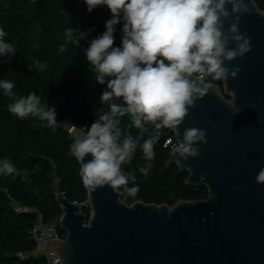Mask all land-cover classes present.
<instances>
[{
	"label": "water",
	"instance_id": "1",
	"mask_svg": "<svg viewBox=\"0 0 264 264\" xmlns=\"http://www.w3.org/2000/svg\"><path fill=\"white\" fill-rule=\"evenodd\" d=\"M245 2L250 11L239 29L251 51L224 65L241 71L223 80L224 90L205 80L210 90L173 129L180 141L186 128L207 129L199 156L178 163L171 152L169 162L189 171L187 183L206 185L208 196L129 204L121 187L105 185L88 189V215L58 188L66 236L48 246L64 264H264V184L256 182L264 169V10Z\"/></svg>",
	"mask_w": 264,
	"mask_h": 264
},
{
	"label": "clouds",
	"instance_id": "2",
	"mask_svg": "<svg viewBox=\"0 0 264 264\" xmlns=\"http://www.w3.org/2000/svg\"><path fill=\"white\" fill-rule=\"evenodd\" d=\"M91 13L101 5L107 6L111 19L105 23V32L91 40L85 56L95 69V80L106 89L100 96L101 103H108L109 111L100 115L86 134L70 145L69 154L79 162V176L89 190L108 185L113 189L123 186L128 196L135 197L139 186L127 187L128 176L122 165L129 163L137 148L145 161L155 158L154 146L162 129H177L189 114V107L202 99L214 81L235 78L239 66L225 67V61L243 57L251 51V40L241 34V16L250 9L245 0H83ZM228 5L231 10H228ZM123 20L121 45L113 47L116 25ZM229 27L225 30L224 23ZM94 29H90L92 31ZM86 33L71 27L64 30L65 43L58 52L67 50L71 42L79 41L74 33ZM6 32L0 28V57L11 59L16 55L13 43L6 42ZM234 44V47H230ZM46 69L47 64L36 61L29 65ZM4 95L13 102L8 105L11 114L19 119L29 116L47 121L51 128L60 124L55 107H46L35 92L26 97H16L12 81H0ZM120 100L122 103H116ZM128 115V127L139 129L141 135L152 134L140 143V137L124 135L120 118ZM123 136V138H122ZM207 129L186 128L183 140L172 144L171 151L178 160L200 155L201 144H207ZM91 156L90 160H85ZM151 163L139 168L145 176ZM0 173L15 179L19 171L9 159L0 161ZM200 179L203 181L204 176ZM264 184V169L256 177Z\"/></svg>",
	"mask_w": 264,
	"mask_h": 264
},
{
	"label": "trees",
	"instance_id": "3",
	"mask_svg": "<svg viewBox=\"0 0 264 264\" xmlns=\"http://www.w3.org/2000/svg\"><path fill=\"white\" fill-rule=\"evenodd\" d=\"M256 2L264 10V0ZM111 18L107 6H98L89 13L83 0H0V28L6 32L4 40L16 48V55L10 60L0 57V81H12L17 98L35 92L43 105L55 107L60 124L53 129L38 117L17 118L8 110L13 101L0 88V161L9 159L19 171L15 179L0 173V264H46L45 257L33 253L36 242L31 229L37 211L46 222L62 216L64 208L56 199L58 188L69 199L79 202L82 212L90 214L88 188L78 174L80 164L69 154L76 137L63 122H71L86 133V128L109 111L108 103L100 102L106 84L96 82L95 69L87 61L85 50L91 40L105 32V23ZM69 27L86 35L74 33L79 45L69 42L67 50L59 53V46L65 43L64 30ZM115 27L113 47H119L123 20ZM36 61L46 63V69L33 66L30 71L29 65ZM205 80L224 90L223 80L214 81L211 77ZM120 121L123 134L140 137V143L152 134L150 125L143 135L134 126L128 127L131 123L128 115ZM172 136H175L173 129L161 130L153 161H145L138 147L133 159L121 166L122 171L135 176L128 180L127 187L138 185L140 189L131 197L121 186L125 202L143 200L172 205L181 199L208 196L206 185L187 183L189 171L169 162L172 145H164ZM147 163L152 168L145 176L139 168ZM16 203L31 210L17 211Z\"/></svg>",
	"mask_w": 264,
	"mask_h": 264
},
{
	"label": "built area",
	"instance_id": "4",
	"mask_svg": "<svg viewBox=\"0 0 264 264\" xmlns=\"http://www.w3.org/2000/svg\"><path fill=\"white\" fill-rule=\"evenodd\" d=\"M70 131L77 130L74 125H69ZM171 140L172 144H179L181 141L177 139L176 135L169 137L166 143ZM170 144V145H172ZM14 208L17 211H29L31 210L28 206H23L16 203ZM32 237L36 242V247L33 253L36 256H43L46 259V264H64L61 257L54 248H49L48 239L58 238L64 239L66 234L63 233L61 226V217L58 220L46 222L44 221L43 214L37 211V220L31 229Z\"/></svg>",
	"mask_w": 264,
	"mask_h": 264
},
{
	"label": "rangeland",
	"instance_id": "5",
	"mask_svg": "<svg viewBox=\"0 0 264 264\" xmlns=\"http://www.w3.org/2000/svg\"><path fill=\"white\" fill-rule=\"evenodd\" d=\"M63 123H65L68 126L71 125V122L68 121H64ZM72 133L76 137V139L82 138L86 134L83 130H79L78 128L77 130H74Z\"/></svg>",
	"mask_w": 264,
	"mask_h": 264
}]
</instances>
